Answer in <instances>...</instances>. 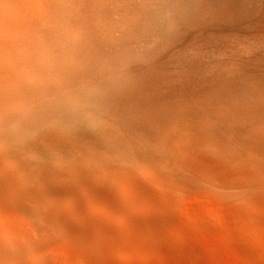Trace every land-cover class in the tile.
I'll list each match as a JSON object with an SVG mask.
<instances>
[{
    "label": "bare ground",
    "instance_id": "bare-ground-1",
    "mask_svg": "<svg viewBox=\"0 0 264 264\" xmlns=\"http://www.w3.org/2000/svg\"><path fill=\"white\" fill-rule=\"evenodd\" d=\"M178 139L264 155V0H0V264H90L79 191Z\"/></svg>",
    "mask_w": 264,
    "mask_h": 264
},
{
    "label": "rangeland",
    "instance_id": "rangeland-1",
    "mask_svg": "<svg viewBox=\"0 0 264 264\" xmlns=\"http://www.w3.org/2000/svg\"><path fill=\"white\" fill-rule=\"evenodd\" d=\"M16 6L5 3L6 9ZM222 143L211 140L208 152L186 139L170 141L177 152L156 160L129 156L122 183L99 185L96 200L91 185L84 186L78 194L86 213L109 222L94 241L105 251L90 264H264V155L250 151L246 166L238 154L214 151ZM175 170L196 176L170 180ZM139 182L161 191L142 193ZM118 184L131 190L120 191ZM76 224L98 229L88 221Z\"/></svg>",
    "mask_w": 264,
    "mask_h": 264
}]
</instances>
